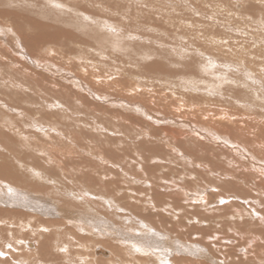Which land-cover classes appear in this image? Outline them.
<instances>
[{
    "label": "rangeland",
    "instance_id": "obj_1",
    "mask_svg": "<svg viewBox=\"0 0 264 264\" xmlns=\"http://www.w3.org/2000/svg\"><path fill=\"white\" fill-rule=\"evenodd\" d=\"M168 261L264 264V0H0V264Z\"/></svg>",
    "mask_w": 264,
    "mask_h": 264
},
{
    "label": "bare ground",
    "instance_id": "obj_2",
    "mask_svg": "<svg viewBox=\"0 0 264 264\" xmlns=\"http://www.w3.org/2000/svg\"><path fill=\"white\" fill-rule=\"evenodd\" d=\"M42 39V38H41ZM43 43V42H42ZM258 169V168H257ZM254 173V172H253ZM174 184V183H173ZM136 199V198H135ZM8 201V200H7ZM136 209V208H135ZM139 209V208H138ZM137 209V210H138ZM46 212V211H45ZM125 220V219H124ZM126 221V220H125ZM123 223V222H122ZM202 223V222H201ZM263 232V231H262ZM154 237V236H153ZM168 238H170V237H168ZM172 238V237H171ZM141 239V238H140ZM148 239L151 241V240H153L154 238H152L151 237V235L150 236H148ZM148 239H146V240H148ZM157 239L155 238V240H153V245H157L158 243L161 245V248H159V249H161V250H165V253H166V255L167 256H172V257H175L174 255H176L175 253L177 252V250H176V248H174L173 247V245L172 244H170L169 242L168 243H165V240H166V237L165 236H163V238L161 239H158V243H157V241H156ZM172 240V239H171ZM134 241V240H133ZM142 241V240H141ZM173 241V240H172ZM149 242V241H148ZM36 243V242H35ZM138 243V242H137ZM34 244V243H33ZM139 244V243H138ZM151 244V245H152ZM31 246L32 247V244H30V243H28V244H26V246ZM152 245V246H153ZM164 245V246H163ZM163 246V247H162ZM180 246V245H179ZM49 248V247H48ZM47 248V249H48ZM44 249H45V247H44ZM152 249V248H151ZM156 249H158V247H156ZM36 250V249H35ZM50 249H48V251H49ZM153 250V249H152ZM171 250V251H170ZM96 251V250H95ZM109 251V250H108ZM110 251H111V253H113V248L112 249H110ZM109 251V252H110ZM44 252H46L47 253V250H45ZM97 254L98 255H101V256H108V252L106 251V250H104L103 248H98L97 249ZM168 252H169V254H168ZM50 252H48V254H49ZM183 253V252H182ZM44 254V253H43ZM188 254V253H187ZM187 256V255H186ZM53 257V256H52ZM109 257V256H108ZM184 258H185V256H183ZM251 258V257H250ZM255 258V257H254ZM111 259V258H110ZM167 259V258H166ZM182 260H183V258H181ZM246 259V258H245ZM154 260V259H153ZM158 260V259H157ZM231 260V259H230ZM96 261V260H95ZM199 263V262H198ZM166 264V263H165ZM167 264H172L171 262H167ZM239 264V263H238ZM246 264V263H245ZM254 264V263H253Z\"/></svg>",
    "mask_w": 264,
    "mask_h": 264
}]
</instances>
